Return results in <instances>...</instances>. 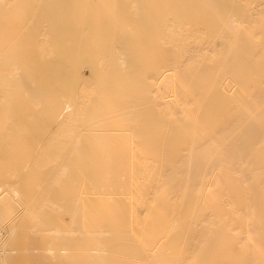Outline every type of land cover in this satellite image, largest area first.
I'll list each match as a JSON object with an SVG mask.
<instances>
[{
	"label": "bare ground",
	"instance_id": "6f19581e",
	"mask_svg": "<svg viewBox=\"0 0 264 264\" xmlns=\"http://www.w3.org/2000/svg\"><path fill=\"white\" fill-rule=\"evenodd\" d=\"M25 257L264 264V0H0V264Z\"/></svg>",
	"mask_w": 264,
	"mask_h": 264
},
{
	"label": "rangeland",
	"instance_id": "374dc122",
	"mask_svg": "<svg viewBox=\"0 0 264 264\" xmlns=\"http://www.w3.org/2000/svg\"><path fill=\"white\" fill-rule=\"evenodd\" d=\"M31 222L33 223V225L35 224V223H34V220H32ZM36 236H39V237H40V236H43V237H44V234H43V235L38 234V235H36ZM109 257H110V258L112 257L111 254L109 255ZM28 259H30V258L25 257L24 261H23L21 264H29ZM39 262H41V263H45L46 261L43 260V259H39ZM107 264H111V261H109Z\"/></svg>",
	"mask_w": 264,
	"mask_h": 264
}]
</instances>
